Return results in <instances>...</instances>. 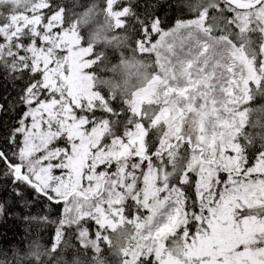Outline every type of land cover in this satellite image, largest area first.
I'll return each instance as SVG.
<instances>
[{
  "label": "snow or ice",
  "instance_id": "6c2138e0",
  "mask_svg": "<svg viewBox=\"0 0 264 264\" xmlns=\"http://www.w3.org/2000/svg\"><path fill=\"white\" fill-rule=\"evenodd\" d=\"M0 264H264V0H0Z\"/></svg>",
  "mask_w": 264,
  "mask_h": 264
},
{
  "label": "trees",
  "instance_id": "16d2710c",
  "mask_svg": "<svg viewBox=\"0 0 264 264\" xmlns=\"http://www.w3.org/2000/svg\"><path fill=\"white\" fill-rule=\"evenodd\" d=\"M12 235H13L12 231H8V236L12 237Z\"/></svg>",
  "mask_w": 264,
  "mask_h": 264
}]
</instances>
